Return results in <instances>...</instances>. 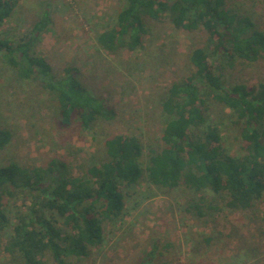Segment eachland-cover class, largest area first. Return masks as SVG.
Segmentation results:
<instances>
[{
	"label": "rangeland",
	"instance_id": "1",
	"mask_svg": "<svg viewBox=\"0 0 264 264\" xmlns=\"http://www.w3.org/2000/svg\"><path fill=\"white\" fill-rule=\"evenodd\" d=\"M226 7L249 16L264 30L263 0H226ZM122 0H20L2 25L0 36L19 40L35 22L48 25L35 46L54 73L69 66L97 95L114 107L113 120L98 121L84 130L78 116L72 124L59 121L57 100L37 81L21 79L17 69L0 58V128L11 131L0 150V166L11 161L26 166H47L65 161L71 174L87 177L88 168L107 159L105 141L114 134L137 135L149 153L164 147L162 132L169 119L162 103L169 87L192 69L190 54L207 46L205 30L177 29L166 15L147 18L148 33L141 47L121 46L107 51L98 35L116 23ZM225 87L264 81V57L257 61L228 57L215 60ZM207 124L220 126L223 146L233 155L245 152L239 128L225 105L209 101ZM227 197L210 189L158 186L147 177L130 188L122 215L104 221L105 241L93 247L77 264H263L264 197L254 207L233 210ZM11 233L1 236L3 244ZM0 264H18L0 249ZM50 264H55L53 260Z\"/></svg>",
	"mask_w": 264,
	"mask_h": 264
},
{
	"label": "trees",
	"instance_id": "2",
	"mask_svg": "<svg viewBox=\"0 0 264 264\" xmlns=\"http://www.w3.org/2000/svg\"><path fill=\"white\" fill-rule=\"evenodd\" d=\"M116 23L98 35L107 51L141 47L147 18L166 15L177 29L205 30L207 46L190 54L192 71L175 81L163 100L169 116L162 132L164 147L149 153L143 167L144 144L137 135L114 134L105 141L107 159L91 165L87 177L70 173L65 161L26 166L16 161L0 166V249L18 264H77L105 241L104 221L122 215L130 188L147 171L152 183L166 188L181 184L210 189L227 197L233 210H246L264 197V81L225 87L215 62L220 57L257 61L264 57V30L246 15L232 12L226 0H122ZM264 1V0H263ZM20 0H0V25ZM48 19L35 22L22 38L0 36V58L33 79L58 103L59 121L72 124L78 116L84 130L98 121L113 120L117 111L67 67L62 76L35 51ZM225 105L240 130L245 152L224 149L220 126L207 124L204 106ZM0 128V150L11 140ZM11 229L3 244L2 234ZM149 259L140 264H148ZM264 264V263H263Z\"/></svg>",
	"mask_w": 264,
	"mask_h": 264
}]
</instances>
